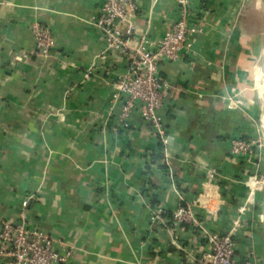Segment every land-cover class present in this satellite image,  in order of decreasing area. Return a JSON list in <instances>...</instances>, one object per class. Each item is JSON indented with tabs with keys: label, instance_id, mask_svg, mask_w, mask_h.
<instances>
[{
	"label": "crops",
	"instance_id": "obj_1",
	"mask_svg": "<svg viewBox=\"0 0 264 264\" xmlns=\"http://www.w3.org/2000/svg\"><path fill=\"white\" fill-rule=\"evenodd\" d=\"M103 2L0 0V230L32 196L28 225L74 247L64 264H199L200 229L152 220L183 202L208 230L231 232L238 257L264 264V154L230 152L261 133L264 0H191L193 50L160 68L167 143L138 113L120 125L128 60L104 51ZM137 6L131 44L158 41L179 17V0ZM35 22L52 30L48 58L35 54Z\"/></svg>",
	"mask_w": 264,
	"mask_h": 264
},
{
	"label": "built area",
	"instance_id": "obj_2",
	"mask_svg": "<svg viewBox=\"0 0 264 264\" xmlns=\"http://www.w3.org/2000/svg\"><path fill=\"white\" fill-rule=\"evenodd\" d=\"M137 0H104L99 16L94 20L104 37L105 52L119 51L128 60L127 70L116 81V96H122L124 103L119 114L120 125L129 127L130 118L138 113L148 124L153 134L167 143L165 131L166 100L168 83L160 74L165 61L178 62L193 50L194 34L200 27L192 20L191 0H179V17L169 23L163 36L153 41L143 34L135 44H131L135 33L132 19L137 10ZM35 54L48 58L56 42L49 25L41 22L32 24ZM256 138H234L230 142V152L251 160L257 150ZM32 196L22 203L24 211L18 221L6 219L0 230V257L11 264H64L74 252L72 245L58 248L60 243L50 234L27 223V207ZM164 209L156 206L152 220L163 221ZM172 221L180 226L187 224L200 229V236L207 243L208 250L199 264H257L250 258H240L236 254V244L231 232L219 233L208 230L198 219L190 203L180 202L173 211Z\"/></svg>",
	"mask_w": 264,
	"mask_h": 264
},
{
	"label": "rangeland",
	"instance_id": "obj_3",
	"mask_svg": "<svg viewBox=\"0 0 264 264\" xmlns=\"http://www.w3.org/2000/svg\"><path fill=\"white\" fill-rule=\"evenodd\" d=\"M259 78H260V85L262 86L263 96L261 98V133L258 137H256L257 140V149L260 150V152L263 151L264 154V49L261 56V66H260V72H259Z\"/></svg>",
	"mask_w": 264,
	"mask_h": 264
},
{
	"label": "trees",
	"instance_id": "obj_4",
	"mask_svg": "<svg viewBox=\"0 0 264 264\" xmlns=\"http://www.w3.org/2000/svg\"><path fill=\"white\" fill-rule=\"evenodd\" d=\"M163 216L164 217H168V218H172V216H173V212H170V211H167V210H165L164 209V211H163ZM185 226H188L187 224H184Z\"/></svg>",
	"mask_w": 264,
	"mask_h": 264
}]
</instances>
